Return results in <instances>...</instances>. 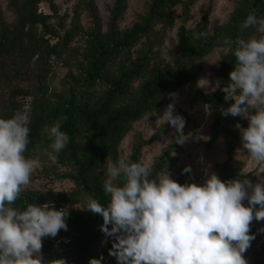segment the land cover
Masks as SVG:
<instances>
[{"label": "trees", "instance_id": "1", "mask_svg": "<svg viewBox=\"0 0 264 264\" xmlns=\"http://www.w3.org/2000/svg\"><path fill=\"white\" fill-rule=\"evenodd\" d=\"M53 1L7 0L13 21L7 24L0 15V92L3 96L0 118H9L21 111L23 104L27 105L30 132L25 155L40 159L39 173L68 179L73 189L68 192L24 189L13 207L23 210L28 204L50 203L55 208L67 209V230L61 229L57 236L43 239V259L51 264L57 262L52 260L48 239L56 237L68 240L66 254L71 264H89L91 258L100 257H103L102 264H118L109 254L114 238L102 250H97L98 244L108 238L100 227L103 217L72 205L85 203L88 197L107 204L109 197L104 191L103 168L108 162H117L118 146L131 125L147 113L159 111L167 97L182 86L188 87L190 98L199 100L210 110L207 143L230 135L226 155L227 159L231 158L235 137L228 125L236 116L221 114V110L232 103V100L225 101L221 88L229 83L235 57L223 41L226 38L234 40L240 34L241 23L249 12L255 10L258 14L263 0H235L227 20L211 32H207L209 4L192 28L185 27L189 8L196 0H148L146 11L123 29L118 28L117 21L125 11L126 0H112L103 29L94 0H78L76 5L91 19V27L86 31L81 30L76 13L66 28H63L62 17L57 24L51 22L56 16ZM42 2L50 14L38 11ZM177 8L180 24L165 61L155 48L173 27ZM253 31L246 30L243 35L251 36ZM194 33L205 35L195 39ZM78 35L82 39L79 53L68 45ZM220 45L226 47V52L219 57L213 72L215 88L210 94L202 93L195 86L201 58ZM65 52L75 54L74 62L61 79V92L54 93L48 88L47 78L52 72V62ZM64 116L67 120L62 121L61 130L70 140L59 153L58 163L51 165L42 154L50 144L45 129ZM155 136L156 133L142 140L136 135L128 161L140 162L141 147ZM177 149L174 138L154 159L149 179L157 178L175 160L169 152ZM183 170L173 177L181 184L188 183L187 172ZM239 174L225 164L218 166V175L224 181L238 178ZM243 203L247 205L248 201ZM250 231L255 236L252 242L258 245L251 264H264V233L255 228L254 220Z\"/></svg>", "mask_w": 264, "mask_h": 264}, {"label": "clouds", "instance_id": "2", "mask_svg": "<svg viewBox=\"0 0 264 264\" xmlns=\"http://www.w3.org/2000/svg\"><path fill=\"white\" fill-rule=\"evenodd\" d=\"M249 29L258 35L245 37ZM203 35L194 33V38ZM223 43L234 55L235 66L221 90L225 101L234 102L221 114L248 121L247 127L236 125L242 147L264 165V18L249 12L240 34ZM174 108L169 103L157 120L171 125L175 142L183 144L188 139L185 120ZM66 120L64 116L45 129L50 144L42 154L51 165L69 143V135L61 130ZM29 123L23 111L0 118V264H51L43 259V239L67 230L66 208L50 203L13 207L41 167L39 158L25 155ZM105 169L107 204L88 197L80 208L103 217L101 231L114 238L109 254L118 264H248L244 253L255 239L250 225L254 219L264 221V182L253 184L244 172L239 174L243 179L228 181L213 172L203 184H181L167 171L149 179L148 168L127 158L108 162ZM190 170L186 166L183 171ZM102 259L91 258L89 264H102ZM56 261L66 264L63 258Z\"/></svg>", "mask_w": 264, "mask_h": 264}, {"label": "rangeland", "instance_id": "3", "mask_svg": "<svg viewBox=\"0 0 264 264\" xmlns=\"http://www.w3.org/2000/svg\"><path fill=\"white\" fill-rule=\"evenodd\" d=\"M234 1L235 0H196L189 8L188 20L185 23V27L192 28L198 22L203 11L209 4L207 32H211L216 25H220L227 20ZM77 2L78 0H54L53 3L56 16H53L50 21L57 24L62 17L63 28H66L71 18L74 16V13H76L81 30L86 31L91 27V19L88 17L85 10L76 5ZM94 2L97 16L101 28L103 29L112 0H94ZM147 4L148 0H126L125 11L117 21L118 28H127L134 23L136 17L146 11ZM39 10L43 13L50 14L47 5L43 2L38 5V11ZM178 13L179 9L177 8L174 13L176 17L173 27L165 33L161 43L155 48L159 56L165 61L169 57L170 46L175 42L176 28L180 24L177 17ZM0 15L7 24L13 21V13L7 7V0H0ZM257 16L264 18V0L262 8ZM254 35H258L255 30L251 36ZM53 41L54 39H51V42ZM68 45L69 49L76 50V52L79 53L82 48L81 37H79V35L75 36ZM225 52L226 47L220 45L214 47L208 54L201 58V70L196 77L195 86L202 93L210 94L215 88L216 82L213 72L218 64L219 57ZM74 55L75 54L65 52L61 58L52 62V72L47 78L48 88L51 92H61V79L65 72L69 70V66L73 64ZM2 98L3 96L0 92V109H2L3 106ZM233 102L234 101H232V103ZM169 103L175 106L174 114H179L184 118L185 126L183 133L188 139L183 144H178V149L175 152H169L170 156H175V160L168 165L161 174L167 171L173 179L179 170H183L186 166H189L191 170L187 172V182L203 184L207 175L213 172L218 175V166L225 164L230 168L236 169L239 173H248V179L253 184L264 182V165L258 164L249 156L247 151L243 149L240 132L236 127L237 123L242 127H247L248 121L243 117L236 116V120L229 123L228 130L231 135L235 137V144L231 153V158L227 159L226 143L230 139V135L220 136L213 143H207L210 135V110L208 107L206 108V105L201 104L199 100L190 98L187 86H182L177 91L170 94L159 111L147 113L131 125V129L127 132L118 146V160L121 158L128 159L131 143L136 135L139 134L142 140H147L156 133L154 139L140 149V163L150 170L154 159L159 156L163 150L167 149L176 135V131L171 125L163 124L162 121L157 120L158 117L163 114L164 109ZM106 165L103 168V172L106 170ZM39 169L40 168L32 174L31 183L26 189H40L47 192H68L73 189V183L70 180L56 179L52 176L45 177L43 174L39 173ZM84 204L83 202H79L72 206L81 209L80 207H83ZM63 206L65 207L66 205L64 204ZM257 207H259V205H257ZM254 226L264 233V221H257L254 219ZM112 239L113 237L103 239L98 244L97 250H102L104 245L112 241ZM257 251L258 245L251 242V247L244 253L248 264H251ZM44 260L48 261L46 258Z\"/></svg>", "mask_w": 264, "mask_h": 264}, {"label": "built area", "instance_id": "4", "mask_svg": "<svg viewBox=\"0 0 264 264\" xmlns=\"http://www.w3.org/2000/svg\"><path fill=\"white\" fill-rule=\"evenodd\" d=\"M21 111L26 112L27 105L23 104ZM56 209H62V208L61 206H57ZM48 240L50 241V253L52 260L56 261L57 259L63 258L66 261V264H71V259L66 254L68 240L62 237L50 238Z\"/></svg>", "mask_w": 264, "mask_h": 264}]
</instances>
